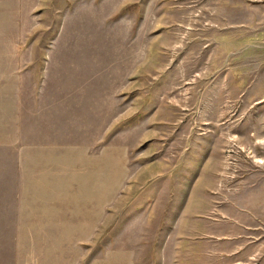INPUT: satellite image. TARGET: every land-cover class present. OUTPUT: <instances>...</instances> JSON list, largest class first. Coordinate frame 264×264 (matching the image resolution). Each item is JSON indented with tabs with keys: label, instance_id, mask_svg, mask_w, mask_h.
<instances>
[{
	"label": "rangeland",
	"instance_id": "rangeland-1",
	"mask_svg": "<svg viewBox=\"0 0 264 264\" xmlns=\"http://www.w3.org/2000/svg\"><path fill=\"white\" fill-rule=\"evenodd\" d=\"M0 264H264V0H0Z\"/></svg>",
	"mask_w": 264,
	"mask_h": 264
}]
</instances>
